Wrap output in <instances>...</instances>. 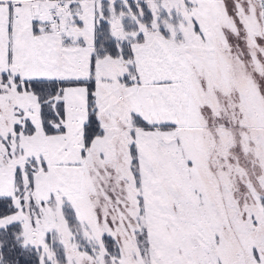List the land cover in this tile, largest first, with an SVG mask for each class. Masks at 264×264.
I'll return each mask as SVG.
<instances>
[{
	"label": "snow or ice",
	"instance_id": "obj_1",
	"mask_svg": "<svg viewBox=\"0 0 264 264\" xmlns=\"http://www.w3.org/2000/svg\"><path fill=\"white\" fill-rule=\"evenodd\" d=\"M0 264H264V0H0Z\"/></svg>",
	"mask_w": 264,
	"mask_h": 264
}]
</instances>
